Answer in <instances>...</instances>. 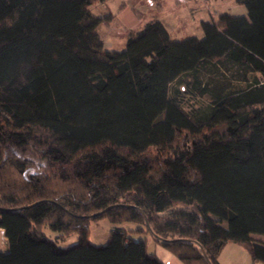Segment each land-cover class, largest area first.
<instances>
[{"label":"trees","instance_id":"16d2710c","mask_svg":"<svg viewBox=\"0 0 264 264\" xmlns=\"http://www.w3.org/2000/svg\"><path fill=\"white\" fill-rule=\"evenodd\" d=\"M103 1L0 0V264H163L147 237L183 264H220L229 242L264 264V0H234L245 12L201 20L200 37L152 17L119 50ZM227 65L243 86L201 84ZM176 81L209 99L205 116Z\"/></svg>","mask_w":264,"mask_h":264},{"label":"crops","instance_id":"0c3cea01","mask_svg":"<svg viewBox=\"0 0 264 264\" xmlns=\"http://www.w3.org/2000/svg\"><path fill=\"white\" fill-rule=\"evenodd\" d=\"M161 1V0H160ZM105 0L92 5L94 12H112L115 15L113 21L107 27L100 26L103 42L104 37L108 35L107 49L112 47L116 41L115 36H120L122 42H125L126 29H139L146 21L152 17H157L159 21L166 27L168 32H174L176 38H183L191 35H198V28L195 32L187 30L184 21H188L193 16L201 13L200 8L193 7L191 2L194 0ZM234 2V0H232ZM122 5L121 7L119 5ZM190 9L188 11V8ZM135 9L139 15L135 14ZM230 10V11H228ZM221 12H229L232 14H242L245 9L242 5L234 2L233 8L227 7ZM204 13V12H203ZM211 17V16H210ZM208 17L202 16L198 20V26L201 20H206ZM200 27V26H199ZM170 34V33H169ZM264 241L263 239H260ZM7 247L6 238L0 228V250H5ZM147 250L153 252L163 264H183L178 258L171 254L167 249L156 244L150 237H147ZM220 264H252L251 258L247 251L236 243H226L218 254Z\"/></svg>","mask_w":264,"mask_h":264},{"label":"rangeland","instance_id":"374dc122","mask_svg":"<svg viewBox=\"0 0 264 264\" xmlns=\"http://www.w3.org/2000/svg\"><path fill=\"white\" fill-rule=\"evenodd\" d=\"M160 2H164V0H161ZM191 4L195 8L199 7L201 13L197 14L196 16H193V18H190L188 21H184L183 24L190 32H195V30H197L198 28L197 36L200 37L202 35V32L200 27L198 26L199 18L206 15L208 18L210 16L215 17L218 13H220L222 10H225L228 6L232 9L234 2L232 0H194L193 2H191ZM189 10L190 9L188 8V11ZM98 30L101 32V28H99ZM102 33L108 34V32L103 31V29L101 34ZM169 33L172 39L176 38L175 33L173 31ZM107 38L108 35L104 37L105 48L108 47ZM113 40L116 41L112 44V47L110 49L119 50L123 48L124 42H122L123 40H121V37L119 35L115 36ZM199 80L201 84L209 82V88L211 90H215L216 87L219 86H227V88H229V86H243L244 84V82L239 79V72H237V70L231 65H227L224 67L207 66L199 74ZM169 92L171 96L175 97L179 105L193 117H203L210 110L211 103L209 99H207L206 96L200 94L199 90L196 88L188 87L187 85L180 83V81H176L170 85ZM121 225L125 227H132L134 224L125 222ZM111 227L112 224L107 219H101L98 221L91 222L89 225L88 241L93 244L104 243L107 239ZM44 233H46L47 235L54 234V232L50 231L46 226L44 227ZM252 236L256 239L264 238L258 235ZM75 241L76 234H70L62 237L61 240H58V244L64 246Z\"/></svg>","mask_w":264,"mask_h":264},{"label":"water","instance_id":"95a60500","mask_svg":"<svg viewBox=\"0 0 264 264\" xmlns=\"http://www.w3.org/2000/svg\"><path fill=\"white\" fill-rule=\"evenodd\" d=\"M202 253H203V256H204V258H206V256H205V254H204L203 250H202Z\"/></svg>","mask_w":264,"mask_h":264}]
</instances>
